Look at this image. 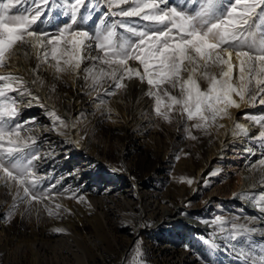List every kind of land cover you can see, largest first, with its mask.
Returning a JSON list of instances; mask_svg holds the SVG:
<instances>
[{"label":"rangeland","instance_id":"1","mask_svg":"<svg viewBox=\"0 0 264 264\" xmlns=\"http://www.w3.org/2000/svg\"><path fill=\"white\" fill-rule=\"evenodd\" d=\"M52 20L56 22L51 26ZM92 25L90 41L81 46ZM212 28L221 32L224 44L252 59V67H239L236 77L248 79L254 94L261 89L264 96V81L253 77L264 68V0H0V68L28 34L48 41L52 59L63 54L74 64L80 53L84 56L87 86L80 90L90 102L83 110L99 128L92 132L80 126L81 141L104 128L132 124L108 112L114 94L125 92L123 81L131 75L130 61L139 64L137 78L158 96L154 119L145 118L143 126H130L132 136L138 137L137 145L128 144L120 132L106 143L95 138L99 150L85 148L72 167L53 175L49 170L35 172L45 144L34 137L32 129L42 122L29 113L21 115L14 96L0 88V136H6L0 141V168L11 163L7 168L10 177L0 184V264H154L155 252H150L146 235L160 221L155 215L146 217L137 207L148 196L174 208L161 224L187 222L188 230H178L180 223L165 228L186 232L182 250L196 259L193 264H209L210 254L214 264H264V232L252 230L255 222H264L260 202L264 200V165L253 168L257 189L241 195L248 204H238L243 201L238 195L225 199L233 192L236 174L221 172L217 180L214 176L220 163H214L201 178L198 175L203 166L199 147H208L211 119L222 120L236 109L235 97L217 92L209 80L204 88L177 80L185 64L181 43L195 55L199 47H206V33ZM89 64L93 66L90 70ZM56 65L62 73L68 72L67 64L57 61ZM251 97L245 92L237 94L246 106L236 115L235 124L251 119L264 128V101L258 103L261 97L254 101ZM42 111L49 124L60 119L54 110ZM68 125L65 121L57 135L71 140L77 131L70 132ZM242 145L231 143L234 155H239ZM10 150L24 151L8 163L5 157ZM80 164L86 173L78 178ZM125 176L142 188L131 190ZM13 182L17 183L14 187ZM195 183L199 189L193 194ZM10 187L18 195L26 194L25 204L34 215L26 216L16 203L11 205ZM138 191L146 193L144 199H138ZM58 197L65 201L59 212L54 205ZM131 213L136 215L134 220ZM134 227L141 228L136 235ZM182 253L176 250L173 255Z\"/></svg>","mask_w":264,"mask_h":264},{"label":"bare ground","instance_id":"2","mask_svg":"<svg viewBox=\"0 0 264 264\" xmlns=\"http://www.w3.org/2000/svg\"><path fill=\"white\" fill-rule=\"evenodd\" d=\"M26 11L28 12L30 9ZM103 13L104 12H101V15H104ZM65 21L66 20H63V22ZM211 21H213V19ZM55 22V20H52L49 24L52 26V23ZM92 26L93 27L88 28L89 31L87 35L81 39V46L90 41L89 34H92L90 32L94 31L95 28L94 25ZM206 43V47H199L195 55L184 42L181 43V57L184 58L185 64L177 80H184L186 83L188 81L198 83L200 88L201 86H205L209 80L213 85L217 86V92H221V94H228V92H230L229 95L233 94L236 103L234 105H237V107L236 109L230 110L222 120H216L215 118L211 119L212 135L207 139L206 145L208 147L206 149H203L202 146L199 147L202 150L203 166L198 169V175L199 178H201L200 176L202 173L209 171L214 163H220V167L214 176L217 180L219 178L218 173L221 172H225L227 176L232 173L236 174L233 192L231 195L226 196L225 199L232 200L235 195H238L243 199V201L238 202V204H248L244 203L246 199L241 195L246 194L245 191H255L257 189V187L253 185V168L260 164H262L261 166L264 165V143L260 142L264 139V128L258 125L260 122L256 124V122H251V119H242L239 124H235L236 115L246 106L245 100H238L237 94H244L245 92L247 95L252 96L251 98L254 101L258 97H261V93L263 92L260 89L254 94V90L251 89V83L248 82V79L243 80V77L237 79L238 75L236 77V73L238 68L242 66L243 69H250L252 67V59H249V57L246 58L239 48L237 49L233 46L224 44L219 30L216 31L212 28L207 32ZM197 56H201L202 61H199ZM83 59L84 56L82 57V53L79 54V59L74 64L68 63L67 58L64 57L63 54L57 56V59H52L50 57L48 41L40 38L38 35L28 34L23 39H20L8 53L7 61H5L7 65L0 68V88L4 90L8 89L10 94L14 96L17 100L16 108L21 115L26 116L29 113V115L34 116V119L42 122L41 126H35V128L32 129L34 137L36 139H43L45 144V152H42L41 157L37 160L35 172L43 173L45 170H49L55 175L58 174L59 171L65 170L66 168L69 169L72 167V163L75 159H77L80 154H83L85 148L91 151L99 150V143H96V145L93 142L95 138H102L106 143L111 137H116V134L120 132L127 137V140H129L128 144L132 146L137 145L136 138L138 137L132 136L130 126L132 127L133 124L143 126L145 118L147 120L150 117H153V119L155 117L154 103L158 96L156 92L147 85L146 81H141L137 78L140 76L141 68L135 61H130L128 66L131 69V75L129 78L125 77L128 79L123 81L126 85L125 92L114 94L112 104L108 106V112L111 111L112 114L119 115L124 121H132V124L129 126L122 124L119 126L107 127L104 128V130L102 129L103 131L98 132L99 135H97L98 133H94L95 137L89 136V138L86 139L87 141L85 139L81 141L79 132L77 131L80 129V126L85 125L88 130L92 132H96L99 128L97 122L90 118L89 113L91 112H88L89 115H87L83 110L84 105L90 102V98H86L84 95L82 96L80 90L81 88H85L86 85L85 67L82 64L84 61ZM57 61H61L63 65L67 64V66H69V68H67L68 72L65 74L62 73V69L56 65ZM88 66L90 67L91 64ZM92 68L93 66L90 67L89 70ZM253 77H255L254 79L264 81V68L260 75L256 73ZM262 101H264V96L258 100V103ZM91 102L93 103L95 101ZM35 109H37V112H35ZM46 109L54 110L60 119L54 124H49V120L46 119V115L43 114L44 112L42 111ZM20 120L24 121L25 118H21ZM65 121L69 123L67 127L70 132L77 131L75 136L73 135L74 139L70 140L67 138L68 136L64 137L57 135V132L62 130V125ZM254 130L259 131V135L254 134ZM4 138H6V136H0V141H3ZM233 142L240 145L241 143L243 144L240 147L241 150L239 155H234L231 150V143ZM72 146L76 149H72ZM23 151L24 150H19L18 154H16L10 150L12 153L5 157V161L8 163L12 162L16 159L15 157L21 155ZM187 162L189 163V161ZM8 165H6L7 167L5 168H0V184L4 182V177H10L9 170L7 169L9 167ZM78 168L82 172L78 178L83 177V174L86 173V168H84V165L82 167V164H80ZM220 169H222V171ZM125 177H127V179L124 178L127 180L125 181L126 186L130 187L131 190L137 191L142 188L141 185L136 184L130 177ZM15 182H13L14 184L11 183L13 187L17 184H15ZM212 183H217V181H213ZM0 187L2 186L0 185ZM198 187L197 183H195L192 190L193 194L198 192ZM1 189L2 188H0V190ZM9 189L13 192V196H10L12 198L11 201L13 200L11 205L16 203L18 205V211L26 216L34 213L30 211L25 204L27 201V197H25L26 194L21 196L14 193V188L10 187ZM2 191L4 192V190ZM8 195L10 194L8 193ZM145 196L146 193L138 191L139 200L144 199ZM148 199L149 200L145 203L140 201V204L139 202L137 204V207L142 210L143 215L146 216L147 214L150 218L155 215L160 222H164L166 217L174 212V208H168L167 204L163 205V203L159 202L158 199L153 196H148ZM260 202L264 204L263 199ZM54 205H56L55 210L59 212L65 206L64 198L58 197ZM255 211L259 213L258 210ZM130 215L131 220H134L136 215L134 213ZM262 215L264 216V213H262ZM138 217L142 218L143 216L140 215ZM255 223L256 224L252 225V230L258 229L264 232V228L262 227L264 226V222L257 221ZM190 224L194 226L195 222L191 221ZM133 229L134 235L141 231V228L134 227ZM132 238L133 237L129 238V243L132 241ZM209 260V264H214L213 254H210Z\"/></svg>","mask_w":264,"mask_h":264},{"label":"built area","instance_id":"3","mask_svg":"<svg viewBox=\"0 0 264 264\" xmlns=\"http://www.w3.org/2000/svg\"><path fill=\"white\" fill-rule=\"evenodd\" d=\"M176 223L182 225L181 227H177L178 230H188L187 222L181 219L168 224H161L158 222V224L153 225L147 230V246L150 248L151 253L155 252L154 264H193L194 261H196L189 253H185V251L183 252L182 250V246L186 243L184 237L186 232L180 230V233H177V231H169L170 228L167 229L169 226H174ZM165 226L168 227L165 228ZM182 227L185 228L182 229ZM176 250H179L181 253L183 252L180 257L173 255V252Z\"/></svg>","mask_w":264,"mask_h":264}]
</instances>
